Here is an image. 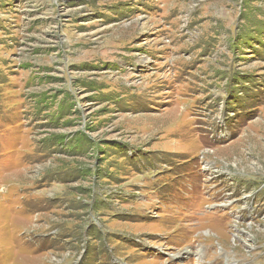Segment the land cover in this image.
<instances>
[{"label": "rangeland", "instance_id": "374dc122", "mask_svg": "<svg viewBox=\"0 0 264 264\" xmlns=\"http://www.w3.org/2000/svg\"><path fill=\"white\" fill-rule=\"evenodd\" d=\"M225 262L264 264V0H0V264Z\"/></svg>", "mask_w": 264, "mask_h": 264}, {"label": "bare ground", "instance_id": "6f19581e", "mask_svg": "<svg viewBox=\"0 0 264 264\" xmlns=\"http://www.w3.org/2000/svg\"><path fill=\"white\" fill-rule=\"evenodd\" d=\"M24 223V222H23ZM28 224V223H27ZM215 264V263H214ZM225 264H230V262H225Z\"/></svg>", "mask_w": 264, "mask_h": 264}]
</instances>
